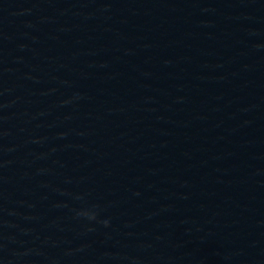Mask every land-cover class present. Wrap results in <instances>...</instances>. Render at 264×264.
<instances>
[{
    "label": "water",
    "instance_id": "1",
    "mask_svg": "<svg viewBox=\"0 0 264 264\" xmlns=\"http://www.w3.org/2000/svg\"><path fill=\"white\" fill-rule=\"evenodd\" d=\"M128 264H264V0H198Z\"/></svg>",
    "mask_w": 264,
    "mask_h": 264
}]
</instances>
